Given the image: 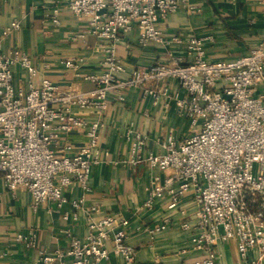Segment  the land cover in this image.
Returning a JSON list of instances; mask_svg holds the SVG:
<instances>
[{
	"label": "built area",
	"instance_id": "built-area-1",
	"mask_svg": "<svg viewBox=\"0 0 264 264\" xmlns=\"http://www.w3.org/2000/svg\"><path fill=\"white\" fill-rule=\"evenodd\" d=\"M68 9L87 23L88 34L109 42L102 72L84 78L96 86L88 92L72 87L63 91L48 79L36 86L39 72L26 53L17 48L9 54L0 52V177L9 191H28L35 209L50 202L59 209L71 203L81 210L84 196L70 201L64 191L77 183L87 193L93 167L105 160L100 137L109 94L116 93L117 100L124 102V92L137 88L157 106L167 95L165 86L176 81L185 97L175 95L172 100L178 113L189 120L191 133L182 141L169 137L162 143V155L149 153L144 158L148 136L130 126L128 163L135 167L147 161L157 173L147 188L145 208L169 196L168 212L179 209L186 217V209L180 206L191 193L194 218L174 223L168 214L146 232L154 238L175 224L192 232L190 243L205 253L194 264H217L215 247L228 242L236 243L245 264H263L264 42L248 55L214 62L205 58L203 40L192 38L187 46L196 57L191 63L171 56L147 69L135 68L122 79L127 70L116 52L121 35L137 29L142 47L161 43L159 19L180 10L194 13L191 0H71ZM52 21L60 23L58 9ZM20 29L19 21L4 28L0 24V49L1 39ZM65 65L79 67L75 59ZM17 66L27 73L26 81L16 79ZM75 111L94 112L97 119L89 123ZM80 130L89 140L69 155L74 147L62 141ZM159 173L168 175L162 180ZM97 213V207L91 208L84 238L67 230L69 247L54 253L40 251L37 264H101L111 255L133 263L136 249L127 241L129 222L114 215L95 219ZM68 219L65 214L64 220ZM31 237L35 235L18 234L17 241L30 246Z\"/></svg>",
	"mask_w": 264,
	"mask_h": 264
},
{
	"label": "crops",
	"instance_id": "crops-1",
	"mask_svg": "<svg viewBox=\"0 0 264 264\" xmlns=\"http://www.w3.org/2000/svg\"><path fill=\"white\" fill-rule=\"evenodd\" d=\"M70 1L0 0L2 27L13 21L21 23L19 31L1 39L0 52L9 54L17 48L26 53L39 72L36 86L48 79L63 91L72 87L88 92L96 86L84 78L102 72L104 48L109 42L87 33V23L68 9ZM191 5L195 7L194 13L180 10L159 19L156 26L163 36L161 43L142 47L137 29L121 35L116 52L127 72L120 78L127 79L135 68L147 69L171 56L191 63L196 57L187 46L192 38L203 40L205 58L214 62L248 55L264 42V0H191ZM56 9L59 10L58 25L52 21ZM70 59L77 61L76 70L66 67L65 62ZM15 76L17 80L28 79L27 73L18 66ZM165 88L167 95L162 96L157 106L137 88L124 92V102L117 100L116 93L109 94L100 137V145L107 152L105 160L93 167L87 193L77 183L64 191L70 201L84 196L81 210L76 211L71 203L59 209L50 202L35 209L28 191H9L0 177V264H37L40 251H65L70 244L67 230L79 238L88 234L89 213L93 207L98 208L95 219L114 215L129 222L127 241L136 249L135 261L131 264H194L205 257L204 251L194 249L190 243L193 233L181 230L177 224L154 238L148 235L146 229L157 227L168 214L174 223L183 218L192 220L193 197L189 193L182 200L180 208L186 209V217L179 209L168 212L169 196L157 200L153 208H145L147 188L157 173L150 169L147 161L135 167L128 163L126 132L130 126L148 136L144 158L149 153L162 155L164 141L169 137L182 141L192 131L189 120L178 113L172 100L175 95L185 97V92L176 81L169 82ZM75 112L89 123L97 119L94 112ZM88 140L86 133L80 130L69 133L62 142L74 147L68 153L71 155ZM159 174L162 180L168 175ZM65 214L69 215L67 221ZM18 234L35 237H31L28 246L17 241ZM215 251L219 255L217 264H245L235 242L219 243ZM253 256L254 253L250 254V258ZM101 264L126 263L121 257L111 255L109 261Z\"/></svg>",
	"mask_w": 264,
	"mask_h": 264
}]
</instances>
